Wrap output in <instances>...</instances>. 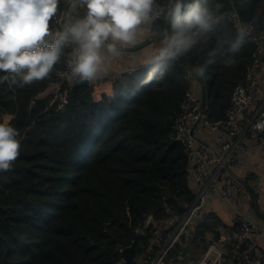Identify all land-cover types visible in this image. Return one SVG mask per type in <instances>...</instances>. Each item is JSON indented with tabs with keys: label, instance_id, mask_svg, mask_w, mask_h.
<instances>
[{
	"label": "trees",
	"instance_id": "trees-1",
	"mask_svg": "<svg viewBox=\"0 0 264 264\" xmlns=\"http://www.w3.org/2000/svg\"><path fill=\"white\" fill-rule=\"evenodd\" d=\"M69 2L60 0L58 10L68 11ZM211 2L229 12L235 7L244 21L257 17L255 29L264 33V0ZM165 27L163 16L151 26L154 42ZM226 31L236 38L231 24ZM245 41L234 66L224 67L220 56L206 65L203 77L192 76L205 83L211 119L223 117L251 62L254 46ZM206 59L187 55L181 59L185 65L169 62L164 79L150 84V66H142L111 84L110 95L103 84L93 90L77 79L59 112L41 94L55 71L64 69L63 61L43 81L0 82V119L11 117L21 143L11 169L0 173V264H114L117 248L133 242L139 253L157 224L183 215L195 191L171 126L190 87L188 69L205 66ZM150 216L154 224L146 228ZM137 227L144 235L135 234ZM209 228L201 222L198 237Z\"/></svg>",
	"mask_w": 264,
	"mask_h": 264
},
{
	"label": "clouds",
	"instance_id": "clouds-1",
	"mask_svg": "<svg viewBox=\"0 0 264 264\" xmlns=\"http://www.w3.org/2000/svg\"><path fill=\"white\" fill-rule=\"evenodd\" d=\"M60 0H0V82L17 78L22 85L48 79L62 61L80 82H93L107 75L113 58L135 47L138 37L163 14L165 27L156 33L154 47L145 61L147 83L162 81L167 65L187 55L206 54L205 66L191 67L188 77H203L206 65L223 56L224 67L235 65L258 18L238 29L235 39L226 31L238 13L211 0H70L59 27L50 22ZM83 8V15L80 9ZM159 10H162V13ZM243 24V22H241ZM20 133L11 117L0 120V172L11 169L21 148Z\"/></svg>",
	"mask_w": 264,
	"mask_h": 264
},
{
	"label": "built area",
	"instance_id": "built-area-1",
	"mask_svg": "<svg viewBox=\"0 0 264 264\" xmlns=\"http://www.w3.org/2000/svg\"><path fill=\"white\" fill-rule=\"evenodd\" d=\"M233 9L237 12L235 7L231 11ZM158 11L162 13V10ZM66 12V9L57 11L52 19L53 28L59 27ZM162 16L157 17L153 24ZM248 22L238 13L235 22L230 24L237 33ZM245 39L254 46L251 62L234 87L223 117H209L205 83L199 84L192 77L188 78L190 87L173 116L171 138L183 150L187 180L197 185L194 201L180 217H170L157 224L147 244L139 253L135 250V257L130 263L122 258V254L133 242L127 247L117 248L119 260L114 264H185L177 244H184L188 235L193 237V250L186 264H264V246L259 244L264 233L243 219L237 229L226 228L222 234L206 231L202 243L205 250L199 259H193L197 227L208 202L219 198L231 203L235 195L245 191L246 186L233 172L239 165L236 153L242 148L240 140L248 138L254 146L264 147V33L257 32L253 26L248 29ZM121 77L119 73L114 74L110 83L118 82ZM77 79L65 64L64 69L55 71L47 95L57 112L64 111L68 106L70 91ZM194 83L198 88L192 86ZM86 84L93 90L100 87L97 80ZM198 129L207 134L212 147L198 139ZM134 232L144 235L140 227ZM176 248L179 252L174 254Z\"/></svg>",
	"mask_w": 264,
	"mask_h": 264
},
{
	"label": "crops",
	"instance_id": "crops-1",
	"mask_svg": "<svg viewBox=\"0 0 264 264\" xmlns=\"http://www.w3.org/2000/svg\"><path fill=\"white\" fill-rule=\"evenodd\" d=\"M151 37L150 27L142 36L138 37L135 47H128L126 50L134 49L148 40L153 42L151 45L138 52H124L122 56L111 60L107 75H102L97 80L104 85V90L107 91L106 94H111L110 80L114 74H129L145 66V61L153 48L159 47V42H154ZM192 86L198 88L195 83ZM46 96L48 95L41 97ZM197 137L200 141L212 147V142L201 129L197 130ZM239 145L242 147L236 153L239 165L233 172L246 186L245 191L242 194L235 195L231 203L219 198L211 199L206 206L201 221H207L209 224L210 228L206 231L213 230L217 235L222 234L226 228L237 229L241 219L252 223L264 233V147L254 146L253 141L248 138H242ZM190 187L194 191L197 190L195 184L190 183ZM202 243L203 238L198 237L195 240L193 256L197 257L198 255L201 257L205 250ZM259 244L264 246V236L260 239Z\"/></svg>",
	"mask_w": 264,
	"mask_h": 264
},
{
	"label": "water",
	"instance_id": "water-1",
	"mask_svg": "<svg viewBox=\"0 0 264 264\" xmlns=\"http://www.w3.org/2000/svg\"><path fill=\"white\" fill-rule=\"evenodd\" d=\"M152 44V41L151 40H148L146 42H144L143 44L139 45L138 47L134 48V49H131V50H125V52H129V53H132V52H138V51H141L142 49L148 47L149 45ZM182 61V60H181ZM183 65H185V62L182 61ZM33 108V103H31L30 105V109ZM154 224V219L153 217H149L147 222H146V228L150 227L151 225ZM178 248L180 250V257L181 259L183 260V262L186 264L188 263L189 261V256L190 254L192 253V250H193V237L188 235L186 237V240H185V243L182 244V243H178ZM135 257V249L133 246L127 248L124 253L122 254V258L127 262V263H130Z\"/></svg>",
	"mask_w": 264,
	"mask_h": 264
},
{
	"label": "rangeland",
	"instance_id": "rangeland-1",
	"mask_svg": "<svg viewBox=\"0 0 264 264\" xmlns=\"http://www.w3.org/2000/svg\"><path fill=\"white\" fill-rule=\"evenodd\" d=\"M63 1H65V3H68L70 0H69L68 2H67L66 0H63ZM81 9H82V8H81ZM81 9H80V10H81ZM62 10H64V8H63ZM80 14L82 15L81 12H80ZM152 43H153V42H152ZM205 78H206V81H208V77L206 76ZM207 87H208V86H207ZM47 92H48V91L46 90L44 93L41 94V96H45V95L47 94ZM0 120H3V118L0 119ZM203 249H204V248H203ZM200 251H202V250H200ZM193 259H194V260H197V259H199V256H198V255H197V257L193 256Z\"/></svg>",
	"mask_w": 264,
	"mask_h": 264
}]
</instances>
